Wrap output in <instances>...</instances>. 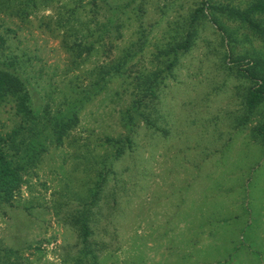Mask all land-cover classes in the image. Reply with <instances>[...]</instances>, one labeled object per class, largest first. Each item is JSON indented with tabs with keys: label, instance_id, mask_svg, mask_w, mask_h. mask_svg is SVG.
Segmentation results:
<instances>
[{
	"label": "rangeland",
	"instance_id": "1",
	"mask_svg": "<svg viewBox=\"0 0 264 264\" xmlns=\"http://www.w3.org/2000/svg\"><path fill=\"white\" fill-rule=\"evenodd\" d=\"M253 2L191 19L200 0H0V62L42 144L0 203V264H264V104L247 109L243 71H264V13L260 31L233 13ZM16 124L0 101V134Z\"/></svg>",
	"mask_w": 264,
	"mask_h": 264
},
{
	"label": "trees",
	"instance_id": "2",
	"mask_svg": "<svg viewBox=\"0 0 264 264\" xmlns=\"http://www.w3.org/2000/svg\"><path fill=\"white\" fill-rule=\"evenodd\" d=\"M210 0H200V6L196 7L191 19H196L199 16H203L204 8H209ZM238 15V17L245 21L251 29L259 30L258 22L254 19H258L260 14L264 13V0H255L242 12H233ZM256 16V17H255ZM118 33V26L115 27ZM191 33L187 34L183 42L178 45L179 48L185 50L189 44ZM3 44V38L0 36V47ZM131 55H134L133 51ZM129 54L124 53L122 57L118 58L115 64L112 65L114 72H117L126 63ZM236 64L235 71L243 74L246 73L255 76L254 85L247 88V96L245 98V104L247 109H253L259 104H264V71L254 70L252 64L246 66L243 71H241L239 66V60H231ZM169 66V64H167ZM253 72H256L252 74ZM104 73H108L104 71ZM245 74V73H244ZM161 79V76H159ZM158 72L152 74L148 78L144 90V97L150 99L154 96L153 89L158 83ZM0 101L10 102L13 107V114L17 117V124L11 128L8 132L0 134V203H10L13 195L19 190L20 185L23 183V173L28 168L29 163L32 162L33 157H36L38 151L41 149L42 144L39 141L38 133L39 130L36 129V122L38 117L34 109L31 108L29 101V93L25 86L24 80L20 78L17 68H14L12 64L6 63L5 61L0 62ZM67 117L66 119L54 122L52 135H55V140L58 141L61 134L65 132L66 129L71 127L75 118ZM260 126H263L264 123ZM260 126L258 128H260ZM106 143H110L108 138H105ZM120 145L115 148L114 157L119 155ZM105 177L102 176V179ZM101 182L99 183V185ZM98 190H93L91 194L90 203L95 199ZM90 216L87 215V211L82 209L77 215V220L75 223L80 224L82 240L89 234L87 222ZM86 252V251H84ZM83 252V253H84Z\"/></svg>",
	"mask_w": 264,
	"mask_h": 264
}]
</instances>
